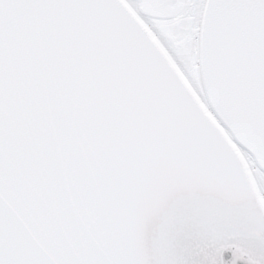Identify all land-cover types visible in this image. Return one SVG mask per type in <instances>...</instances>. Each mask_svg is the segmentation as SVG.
Segmentation results:
<instances>
[{
  "label": "snow or ice",
  "instance_id": "1",
  "mask_svg": "<svg viewBox=\"0 0 264 264\" xmlns=\"http://www.w3.org/2000/svg\"><path fill=\"white\" fill-rule=\"evenodd\" d=\"M0 264H264V0H0Z\"/></svg>",
  "mask_w": 264,
  "mask_h": 264
}]
</instances>
